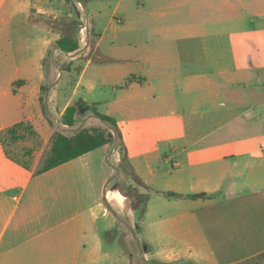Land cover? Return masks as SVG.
I'll list each match as a JSON object with an SVG mask.
<instances>
[{
  "label": "crops",
  "instance_id": "1",
  "mask_svg": "<svg viewBox=\"0 0 264 264\" xmlns=\"http://www.w3.org/2000/svg\"><path fill=\"white\" fill-rule=\"evenodd\" d=\"M51 16L85 22L75 51L56 45L78 37ZM78 101L83 127L98 118L90 107L116 119L122 149L41 173L43 148L29 166L8 150V128L29 123L47 144L45 108ZM123 151L148 194L135 250L108 203ZM138 256L264 264V0H0V264Z\"/></svg>",
  "mask_w": 264,
  "mask_h": 264
},
{
  "label": "rangeland",
  "instance_id": "2",
  "mask_svg": "<svg viewBox=\"0 0 264 264\" xmlns=\"http://www.w3.org/2000/svg\"><path fill=\"white\" fill-rule=\"evenodd\" d=\"M84 14L87 15L86 12H84ZM48 20L56 27L64 26V28H69L71 32H75L76 36L78 37V41L82 39L83 37H85V34L87 32V30L85 32L81 31V28L83 25H85V22L73 23V22L66 21L60 18H54L52 16L49 17ZM55 59L56 58L54 54L52 53L49 56L48 61L49 63H51ZM70 81H71V77L68 76L65 79L64 86L69 85V88L64 89L65 91L63 93V96L69 94V89L71 86ZM45 95L47 96L46 93ZM46 96L44 97H45V102L47 103L48 101H47ZM50 105L48 106V109H46L45 117L47 120H49L50 124L55 128V132L61 131L67 135H73L78 129L84 128L83 124L85 123V121L83 123V119L82 118L79 119V117L77 118V121L74 124V126H68L62 123L63 114H60V112L62 111L64 107L63 102L56 103V104L54 102V105L52 103ZM94 119H95L94 121L98 124H96L92 120L88 123L89 125L86 128L90 130L102 129L106 134L112 133L113 137L110 142L118 144L122 149V142H121V139L118 133H116L112 128L111 130H109L107 126H104L107 124H105L101 119L99 118H94ZM6 144H7L8 150L15 157H17L18 159H20L21 161L25 163H29L30 165L35 164V160L37 158L38 152L43 148V153L41 155L40 162L37 168L38 170L39 168L43 166L46 158L50 154V150L52 146V139L47 144H43L37 135H27L26 138H22L14 142L7 138ZM103 149L104 148H100L97 153H102ZM115 168H116L115 170L116 172H115L114 177L110 179L111 185L109 186V188L119 189L121 194L124 195V197L118 193L115 194V196H113L114 194H111V202H108L109 206H111L110 217L118 218L123 224H125V227L127 230L124 232V234H128L130 232V234L133 237L132 238L133 249L135 250L137 246L135 244L136 243L135 242L136 231L139 227L138 219L140 218L141 213L144 209L146 196L148 194L139 196L136 193V191L133 190L132 184L129 183V180H132V178H135V177H134L133 171L129 169V166L127 164L121 162V164L119 166L116 165ZM125 194H129V196H126ZM134 206L138 207V210L136 212H134L133 210ZM131 221L133 224H131L130 226ZM115 228L116 229H115L114 234L120 235L123 233L122 231L118 230L117 227ZM138 245L139 246L137 249L139 250L142 249V244L141 245L138 244ZM135 264H145V262H143L142 257L138 256Z\"/></svg>",
  "mask_w": 264,
  "mask_h": 264
},
{
  "label": "trees",
  "instance_id": "3",
  "mask_svg": "<svg viewBox=\"0 0 264 264\" xmlns=\"http://www.w3.org/2000/svg\"><path fill=\"white\" fill-rule=\"evenodd\" d=\"M56 45L64 52H73L79 47V41L73 37L64 36L57 41ZM81 103L82 101H78L66 108L62 116L63 124L74 126L78 118V113L80 112L79 109L82 108ZM90 109L96 117L108 124L120 137L117 122L114 117L98 111L95 107H90ZM44 111L46 113V108ZM34 134L35 131L32 126L23 121L16 123L6 130V138L13 142L25 138L27 135ZM112 137V133L106 134L102 129L90 130L86 127L78 129L73 135L56 131L52 137L50 154L46 158L43 166L37 170V173L47 171L84 153L99 148L109 143ZM122 162L129 166L128 156L125 151L122 153ZM23 164L29 166V163L23 162Z\"/></svg>",
  "mask_w": 264,
  "mask_h": 264
}]
</instances>
